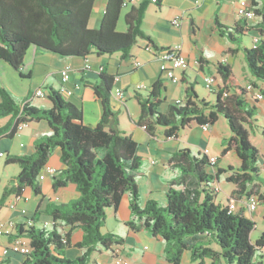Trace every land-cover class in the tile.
I'll use <instances>...</instances> for the list:
<instances>
[{"label":"trees","instance_id":"obj_1","mask_svg":"<svg viewBox=\"0 0 264 264\" xmlns=\"http://www.w3.org/2000/svg\"><path fill=\"white\" fill-rule=\"evenodd\" d=\"M125 1L107 0L99 27L93 30L87 24L94 0H0V59L19 70L31 46L63 58L118 53L126 59L138 39L151 42L141 25L152 2L142 0L131 6L124 15L125 30L119 32L116 28ZM156 5L160 7L159 0ZM256 6V0H251L248 9L259 14ZM263 26H255L261 38L258 44L242 48V53L250 76L264 83ZM251 29L254 27L246 22L228 28L216 15L212 26L213 32L235 44H242ZM215 67L221 86L213 92L212 103L199 99L191 86L182 103L168 105L166 112L161 113L159 108L165 102L163 80L155 81L145 96L134 89L140 107L138 124L149 135L160 127L170 138L192 123L209 127L223 117L230 137L224 141L220 158L234 151L239 165L217 169L211 175L205 171L209 165L205 154H193L187 149L177 151L170 163L183 176L192 174L202 189L187 192L170 188L164 205L150 200L142 208L136 184V172L141 165L138 143L119 128L118 114L110 104L112 77L101 72L100 83L93 88L103 108L101 118L93 126L83 124L81 109L52 88L48 93L52 107L47 110L30 105L27 99L17 103L5 88H0V118L11 115L13 121L0 128V136L11 137L19 123L39 120H45L52 131L36 142L33 155L7 157L6 163L18 164L20 172L4 189L0 207L8 196L21 195L27 187L39 194L38 176L55 147L61 150L60 161L65 169L53 187L73 183L79 193L69 204L48 206V215L54 222L51 231L20 227L19 233L29 239L30 246L22 264H89L97 247L109 251L113 245H121L123 237L103 234L101 228L106 211H116L125 193L130 196L133 218L140 220L151 236L164 241V257L169 264H181L185 251L190 252L191 264H255V256L264 255V232L252 242L255 223L242 213H229L230 202L226 206L215 202L218 191L214 183L222 173H229L226 181L234 185V198L253 194L257 185L264 188L259 151L249 139V128L259 129L264 138V127L256 124L257 107L248 100L245 87L238 84L228 64L217 62ZM133 221L126 226L136 229ZM58 223L83 232L82 241L77 244L83 253L78 258L69 260L63 256L69 237L58 233Z\"/></svg>","mask_w":264,"mask_h":264},{"label":"crops","instance_id":"obj_2","mask_svg":"<svg viewBox=\"0 0 264 264\" xmlns=\"http://www.w3.org/2000/svg\"><path fill=\"white\" fill-rule=\"evenodd\" d=\"M126 1L125 8L128 10L131 6H137L142 0ZM256 3L259 14H255L252 20L245 21L238 17L237 10L240 7L250 8L251 0H160V7L154 3L147 7L141 25L142 31L151 39V42L147 39H138L130 52V57L123 59L117 53L103 56L90 54L86 58H63L53 53L39 51L31 46L27 50L23 65L19 70L13 69L8 63L0 59V88H5L17 103L27 99L30 105L47 110L52 107L48 98L49 88L56 91L59 89L62 84L59 71L64 66H69V79L64 86L71 92V95L61 94V96L65 101L81 109L83 124L93 126L97 124L103 113L102 104L96 97L93 88L100 83L101 72L112 77V92L115 89H121L124 93V99L122 100L114 96L110 99L113 111L118 114L119 128L138 143V155L141 158L140 168L136 172L139 206L144 207L150 200L164 205L166 193L170 188L187 192L202 189V186L198 184L192 174L183 176L176 165L170 163V158L174 153L183 149H187L193 154H202L204 149L209 151L210 140H214L218 135L215 127L219 119L213 126H209L207 131H203L201 126L192 123L180 130L176 137H165L164 130L160 127L155 130L154 135H149L138 124L140 107L135 99L134 89L138 85L143 86L144 89L138 91V93L145 96L155 81L158 79L163 80L165 102L159 108L161 113H165L167 106L175 104V101L179 100L182 103L185 100L187 89L191 86L199 99L212 103L215 100V95L205 89L202 80L204 76L212 75L216 78L217 86H221V79L215 67V64L220 62L231 67L239 85L246 87L254 83V86L251 85L254 90L264 93V83L256 81L248 73L242 53V48H248L244 38L242 44H235L229 42L226 37L212 31L215 15L218 17L219 22L228 28L237 22H246V25L254 27L246 33L245 37L250 40L252 45V39L260 36L255 26L264 25V1L256 0ZM106 4L107 0H94L87 24L89 29L94 30L99 27ZM175 17H179L181 20L179 27L171 25V20ZM118 28L119 20L117 31H119ZM147 44L154 49L181 47V52L189 65L184 70L175 71V75L179 78L178 82L168 80L165 74L160 72L159 57L156 53L145 49ZM231 58L239 60L242 69V81L235 74L234 63ZM136 62L140 63L137 67L135 66ZM86 65H89L90 68L86 69ZM100 67H102L101 72L98 71ZM37 88L45 90L46 96L35 97L34 91ZM203 88L206 91L203 92ZM248 96L247 94V98ZM166 99H171V103H168L163 110L162 107L166 103ZM248 100L250 99L248 98ZM250 102L253 105L258 104V102L253 103L252 100ZM11 118V115L1 117L0 128L9 124L12 121ZM51 133L48 123L45 120H39L28 122L24 129L15 132L11 137L7 135L0 136V152L5 154L4 158H0V198L4 189L20 172L18 164L6 163L7 157L33 155L36 142L45 136L51 135ZM229 137L230 131H228L226 137L221 138L225 141ZM191 140H201V149L195 151L189 147H184L185 144H193ZM222 149L215 153L209 151L210 155L217 157L215 172L217 169H225L229 165L233 167L239 165V159L234 151H229L224 157L220 158ZM60 155V148L55 147L43 168L46 172L44 179L37 180L39 194H36L31 187H27L21 194L23 199H27L26 202H18L15 209L9 208V204L13 202L14 198V194H11L0 207V224H6L9 221L15 224L14 232L10 236L0 238V264H22L25 261V254L10 253L4 257L1 253L2 249L7 247L16 237H19L25 245L29 246V239L24 234L19 233L20 227L24 230L28 227H34L51 231L53 225L43 227L45 222L51 224L53 221L52 217L48 215V206L66 205L79 197L73 183L53 187L55 179L65 169V165L60 161ZM259 155L261 161L264 160V153L259 151ZM228 157H231L233 161H229ZM47 168L54 169L55 173H49L46 171ZM205 171L211 175L214 173L209 166L206 167ZM228 174H220L218 181L214 183L215 186H220V182L223 180L231 185V188L224 189V197L220 202H217V193L215 202L226 206L231 200H235L233 213H242L245 217L251 219L252 213H247L243 205L245 196L233 197L234 185L226 181ZM129 205L130 196L125 193L116 211L112 209L106 211V221L101 228L103 234H115L106 227L109 217H113L114 221L120 223L124 228L125 233L117 236L123 237L125 241L121 245H113L109 251L97 247V251L91 255L89 264H113V258L116 255L127 261L126 258H131L134 249L137 247L143 251L142 264H154L151 259L152 256L146 252L148 246L145 245V242H152L159 255H161V251H164V241L151 236L142 227L140 220L133 218ZM21 210H24L25 213H21ZM131 221H133L136 229L126 226V223ZM57 229L61 236L68 235L69 237V246L64 250L63 256L69 260L81 256L83 250L77 247L83 237L81 229L71 228L59 223ZM259 232L262 233L264 230ZM105 256L108 257V262H102ZM163 258L165 260L164 252ZM184 259L190 260L189 251L183 253L181 264H183ZM165 264L169 263L165 260Z\"/></svg>","mask_w":264,"mask_h":264},{"label":"built area","instance_id":"obj_3","mask_svg":"<svg viewBox=\"0 0 264 264\" xmlns=\"http://www.w3.org/2000/svg\"><path fill=\"white\" fill-rule=\"evenodd\" d=\"M126 2L127 1L124 2L125 5H126ZM151 2L156 4L158 2V0H151ZM237 15L240 19L245 20V21L252 20L255 17V13L253 10L248 9V8H244V7L238 8ZM180 23H181V20L179 17H175L171 20V25L174 27H179ZM260 39H261L260 36L254 37L252 39V46L255 47L258 44V42L260 41ZM145 49L147 51H152L158 55L159 61H160L159 70L161 73H164L166 78L170 81L178 82L179 78L175 75V71L176 70H184V69L188 68V65H189L188 61L183 56L180 46H173V47H169V48H166L163 50H156L152 46L147 44ZM139 65H140L139 62L135 63L136 67ZM85 68L89 69L90 66L86 65ZM98 71L101 72L102 67H100L98 69ZM69 72H70L69 66H64L59 71V76H60V80H61L62 84L60 85L57 92L60 95L61 94L62 95H71V92L68 91L66 89V87L64 86L65 82H67L69 79ZM202 83H203V86L205 87V89L209 93L216 92L218 86H217L216 78L214 76H212V75L204 76ZM143 89H144V87L140 86V85L135 87V90H137V91H141ZM245 89L247 91V94L249 96H251L252 100H256V101H263L264 100V94L261 91L254 90V88L251 85H247L245 87ZM111 93H112V96H114L118 99H121V100L124 99V93L121 89H115ZM34 96L35 97H45L46 92L42 88H37L34 91ZM225 96H226V94H225ZM175 103L180 104L181 102L178 100V101H175ZM26 126H27V123H19L17 125L16 132L21 131ZM201 128L203 131L208 130V126H202ZM202 154H205L207 156L208 164H209L208 166L215 173L217 157L210 155L208 149H204L202 151ZM4 157H5V154L3 152H0V158H4ZM260 168L264 172V161H261ZM46 171H48L51 174L55 173V170L51 169V168H47ZM45 173H46L45 170L42 169L40 175L38 176V179L43 180L45 177ZM216 189L219 192L218 187H216ZM20 201L26 202L27 199L26 198L23 199L22 195H14L13 202L9 204V208L15 209L16 204ZM258 204H259L258 195L251 194L249 196H245L243 205H244L245 211L247 213H249V214L253 213L256 210ZM234 210H235V200H231L229 205H228V212L233 213ZM21 213L24 214L25 211L21 210ZM53 224H54L53 221L51 222V224L45 222L43 224V227H46L47 225H53ZM14 229H15V224L12 221L7 222L6 224H0V238L10 236L14 232ZM29 251H30V246L25 245V243L19 237H16L15 239H13V241L7 247H4L2 249L1 253H2V256L5 257V256L9 255L10 253H21V254L27 255L29 253ZM113 264H130V263L125 261L122 257L116 255L113 258Z\"/></svg>","mask_w":264,"mask_h":264},{"label":"rangeland","instance_id":"obj_4","mask_svg":"<svg viewBox=\"0 0 264 264\" xmlns=\"http://www.w3.org/2000/svg\"><path fill=\"white\" fill-rule=\"evenodd\" d=\"M126 10H127V8L122 10V15L119 19V28H118L119 31H123L125 29L124 28V26H125L124 15H125ZM244 41L246 42L248 48L252 47L251 42L248 38H244ZM231 61L234 63V71H235L236 76L242 81V69L240 67L239 60L236 58H231ZM204 91H206V90L203 88V92ZM248 98L250 100H252L251 96H248ZM252 102L255 103L254 100H252ZM256 102H258V104H256V107H257V113H256L257 114V116H256L257 122H256V124L259 127L263 128L264 127V100L263 101H256ZM168 103H171V99H166V103H165L166 105L164 104L162 107L163 110H164V108H166ZM215 130H216V133H218V135L214 140H210L209 145H208L209 151H211L212 153H215L217 151L219 152L222 149V147L224 146V141L222 140L221 137H226L228 134V131H229L227 123L223 117L219 118V121L217 123V126L215 127ZM249 139H250L251 144L254 147H256L259 151L264 153V138L260 135L259 129L249 128ZM191 143H193V144H185L184 147H189L195 151L201 149L200 148L201 147L200 146L201 140H191ZM228 160L233 161L231 157H228ZM262 161H264V160H262ZM262 177H264V172L262 173ZM216 187H218V189H219L218 196H217V202H220L223 200V197H224V189L231 188V185H229V184L225 183L223 180H221L220 186L218 185ZM253 194H256L258 196H262L263 200L260 201V204L257 207L256 211H254L251 215V219L255 223V229L253 230L252 235H251L252 242H254L256 237H258L260 235L259 231L264 230V219H263L264 188L260 185L255 186V188L253 189ZM106 227L109 231L114 232L116 235H123L125 233L122 225L120 223L115 222L113 217H109ZM145 245L148 246V250L146 252L152 256L151 259L153 260L154 264H165V260L163 258V251H161V255H159V254H157L155 247H154V244L152 242H145ZM142 254H143V251L141 250V248L137 247L136 249H134L133 256H131V258H126V259L130 263L142 264ZM102 262H108V257L105 256L102 259ZM259 262L264 263V255H261L260 253H258L255 256V264H258ZM106 264H108V263H106ZM183 264H190V260L184 259Z\"/></svg>","mask_w":264,"mask_h":264}]
</instances>
